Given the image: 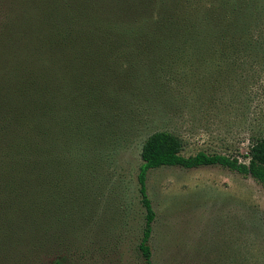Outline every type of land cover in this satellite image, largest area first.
Here are the masks:
<instances>
[{"label": "trees", "instance_id": "16d2710c", "mask_svg": "<svg viewBox=\"0 0 264 264\" xmlns=\"http://www.w3.org/2000/svg\"><path fill=\"white\" fill-rule=\"evenodd\" d=\"M44 1L32 13L25 0H0V264H44L66 252L77 202L61 189L91 170V144L116 137L115 112L124 115L146 88L156 96L148 104L161 105L169 86L155 73H183L172 66L202 59L205 43L212 51L220 42L239 46L251 12L246 0ZM60 15L73 28L57 31ZM184 143L158 129L142 144L144 264H153L151 169L219 164L264 184V135L251 143L248 162L204 150L185 155Z\"/></svg>", "mask_w": 264, "mask_h": 264}, {"label": "rangeland", "instance_id": "374dc122", "mask_svg": "<svg viewBox=\"0 0 264 264\" xmlns=\"http://www.w3.org/2000/svg\"><path fill=\"white\" fill-rule=\"evenodd\" d=\"M25 1L33 13L32 4L44 0ZM246 1L243 43L220 42L215 51L203 44L202 59L172 66L183 73H155L169 86L161 105L148 104L156 96L146 88L124 115L115 112L116 137L91 144V170L76 174L69 192L61 189L77 202V220L69 224V248L45 256L44 264H144L137 173L153 131L180 135L185 155L204 150L248 162L251 143L264 135V0ZM60 16L57 31L73 28ZM147 186L156 212L153 264H264V184L250 174L219 164L163 166L149 171Z\"/></svg>", "mask_w": 264, "mask_h": 264}]
</instances>
